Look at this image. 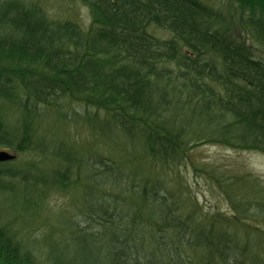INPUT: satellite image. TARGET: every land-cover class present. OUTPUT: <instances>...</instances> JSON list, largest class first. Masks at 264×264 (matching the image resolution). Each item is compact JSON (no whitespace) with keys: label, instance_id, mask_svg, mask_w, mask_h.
<instances>
[{"label":"trees","instance_id":"1","mask_svg":"<svg viewBox=\"0 0 264 264\" xmlns=\"http://www.w3.org/2000/svg\"><path fill=\"white\" fill-rule=\"evenodd\" d=\"M68 1L87 25L0 0V148L30 154L0 162V264H264L258 178L191 157L264 154V0ZM180 166L232 211H204ZM66 237L82 253L52 262Z\"/></svg>","mask_w":264,"mask_h":264},{"label":"rangeland","instance_id":"2","mask_svg":"<svg viewBox=\"0 0 264 264\" xmlns=\"http://www.w3.org/2000/svg\"><path fill=\"white\" fill-rule=\"evenodd\" d=\"M215 6H222L225 0H204ZM45 6L48 12L53 16H68L75 14L78 18H81L82 23L85 25L89 22V12L80 2L70 3L68 0H45ZM78 136L80 138L85 137V131L82 126H78ZM7 150L8 152L15 154L17 159L25 161L29 158L30 154L16 153L10 149L0 148ZM191 157L197 161V163H211L213 166L218 165L224 170L233 171L240 175L244 173H251L258 178L259 183L264 187V154L256 151L248 150H235L226 148L220 145H201L196 147L191 153ZM178 171L185 177V184L189 185L190 192L196 197L197 203L206 212L226 211L230 213L232 211L231 204L225 195L221 193L217 186H213L209 182L206 176H200L198 173L193 172L192 169L184 168L180 166ZM69 198L62 193H54L51 195L48 201V209L51 212H59L61 208L66 207ZM81 217H79L80 219ZM81 221V220H80ZM83 221V220H82ZM252 224H258L264 228V223H260L256 220H251ZM45 223H41L40 220H36L28 226V234L31 237L39 236L41 239ZM26 230V232H27ZM61 242V241H60ZM66 244L68 251L65 255L60 256L65 245L51 244L50 247H45V256H48L50 260L59 259L60 257H66L67 254L82 253V249L78 240H72L68 237L61 242ZM53 245V246H52ZM52 246V247H51ZM94 251V248L92 247Z\"/></svg>","mask_w":264,"mask_h":264},{"label":"water","instance_id":"3","mask_svg":"<svg viewBox=\"0 0 264 264\" xmlns=\"http://www.w3.org/2000/svg\"><path fill=\"white\" fill-rule=\"evenodd\" d=\"M14 158V155L7 150L0 149V162L10 161Z\"/></svg>","mask_w":264,"mask_h":264}]
</instances>
